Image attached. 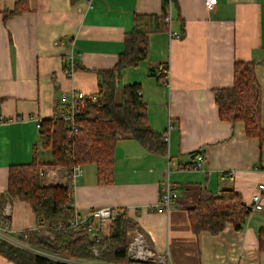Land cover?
<instances>
[{"label": "crops", "instance_id": "crops-1", "mask_svg": "<svg viewBox=\"0 0 264 264\" xmlns=\"http://www.w3.org/2000/svg\"><path fill=\"white\" fill-rule=\"evenodd\" d=\"M18 1L0 0V224L12 236L37 229L38 222L28 202L7 193L10 165L36 160L45 185L62 183L65 174L52 164L37 122L53 118L71 92H97L95 72L115 66L134 15L163 10V0H23L24 11L4 17ZM166 11L171 21L149 33L146 58L121 76L125 84H140L148 123L165 136L167 153L132 138L117 140L113 181L99 183L93 164L80 165V173L71 171L69 207L82 216L93 207L123 209L133 223L127 252L131 235L139 233L162 256L158 264H264L257 238L264 190L261 210L239 230L227 222L217 234L194 232L187 211L203 190L232 188L250 205L264 183V142L248 136L243 122L221 120L214 99V90L232 85L234 61L253 60L264 128V0H217L211 8L204 0H171ZM169 29L181 36L169 38ZM70 52L73 66L83 69L68 67ZM164 64L166 81L157 78ZM198 153L200 168H189ZM166 180L176 188L175 207L153 211ZM110 224L99 232L107 235ZM0 264L14 263L0 254Z\"/></svg>", "mask_w": 264, "mask_h": 264}, {"label": "trees", "instance_id": "trees-1", "mask_svg": "<svg viewBox=\"0 0 264 264\" xmlns=\"http://www.w3.org/2000/svg\"><path fill=\"white\" fill-rule=\"evenodd\" d=\"M21 4H24L23 0H19L12 9L4 11V17L24 11L26 8H22ZM166 4L167 0H163L160 16L134 15L133 28L125 35V47L119 53L115 66L95 72L98 90L86 94L79 103L80 110L72 133H68L59 118L40 121L41 131L47 136L44 145L51 149L52 164L61 165L65 169L63 182L42 184L39 177L40 164L36 160L28 164L10 165L7 193L28 202L38 222L37 229L24 231L25 241L30 247L68 258L117 264L136 263L128 257L126 239V232L133 223L123 209L111 222L107 235L97 233V241L83 230L73 231L66 227L67 219L72 214L69 207L73 187L70 167L73 164H93L97 181L108 184L113 181V154L117 140L132 138L148 151L163 155L167 153L165 136L148 123L140 84L121 86L120 101L114 99L122 72L128 67L137 66L146 58L149 33L165 27ZM254 66L253 60L236 59L232 85L214 90V99L221 120L243 122L248 136H256L264 142L260 87ZM162 67L165 69L166 64ZM73 68L83 69L76 63ZM151 74H155L154 70H151ZM157 78L165 81L167 75L164 73ZM198 195L197 202L187 206L190 226L194 232L206 230L217 234L227 222L239 230L250 214L249 205H245L239 193L232 188H224L217 194L203 190ZM0 220L5 221L2 217ZM257 238L258 249L264 251V226L258 228ZM0 254L14 264H63L13 246L2 239Z\"/></svg>", "mask_w": 264, "mask_h": 264}, {"label": "built area", "instance_id": "built-area-1", "mask_svg": "<svg viewBox=\"0 0 264 264\" xmlns=\"http://www.w3.org/2000/svg\"><path fill=\"white\" fill-rule=\"evenodd\" d=\"M217 3V0H204V5L207 8L213 7ZM167 4L171 5V0H167ZM171 21L170 15L167 14L165 17V24H169ZM169 38H179L181 35L178 32H173L170 29L168 30ZM65 61L69 63L70 69L73 68V54L72 52L65 55ZM166 73L168 77V69L162 67L159 75ZM158 75V76H159ZM167 80V79H166ZM165 80V81H166ZM86 97V93L82 91H73L71 92L70 99L66 106L56 111L53 115L54 118L61 119L68 133H72L76 127V118L80 110L79 103ZM94 100V96H93ZM37 126L40 127V122H37ZM204 156L201 153H198L195 157V161L189 166L191 169H199ZM73 175L81 172V166L79 164H73L70 167ZM233 171L231 174L233 175ZM258 191L254 193L251 197L250 213L254 211L261 210L262 205L260 204L261 192L264 190V183L258 185ZM176 188L168 181H163L159 185V198L155 207L152 208L153 211H168L175 207V201L177 199ZM120 208H111V207H93L91 208L86 216L78 214L75 210L72 215L67 219L66 227L73 231L83 230L89 234L92 239H97V233L100 231L101 227L109 225L114 221L120 212ZM26 234L24 231H17L15 236L10 235L6 226L0 224V239L6 241L7 243L19 247L21 249L37 253L44 257H47L51 260L61 262L63 264H117L113 262H102L99 260H85L80 258H68L64 256H59L51 253H46L41 250L30 247L25 241ZM94 253L97 254V251L94 250ZM128 255L129 258L133 261H136L134 264H157L163 262L162 256L156 254L148 243L145 241L144 237L139 234L131 235L128 241Z\"/></svg>", "mask_w": 264, "mask_h": 264}, {"label": "rangeland", "instance_id": "rangeland-1", "mask_svg": "<svg viewBox=\"0 0 264 264\" xmlns=\"http://www.w3.org/2000/svg\"><path fill=\"white\" fill-rule=\"evenodd\" d=\"M124 73V72H123ZM125 83H123V75L118 79V81H117V88H116V91L118 90V96H117V98H116V102H119L120 101V92H119V90H120V88H121V86H123ZM116 91H115V93H116Z\"/></svg>", "mask_w": 264, "mask_h": 264}]
</instances>
